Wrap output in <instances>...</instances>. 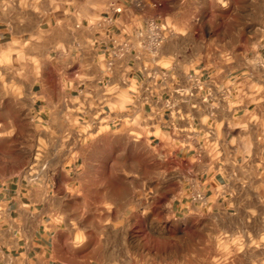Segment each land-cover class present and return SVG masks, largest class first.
I'll return each mask as SVG.
<instances>
[{
	"label": "crops",
	"instance_id": "obj_1",
	"mask_svg": "<svg viewBox=\"0 0 264 264\" xmlns=\"http://www.w3.org/2000/svg\"><path fill=\"white\" fill-rule=\"evenodd\" d=\"M0 62V141L52 122L65 188L118 207L74 225L45 168L0 177V264H264V0H0Z\"/></svg>",
	"mask_w": 264,
	"mask_h": 264
},
{
	"label": "rangeland",
	"instance_id": "obj_2",
	"mask_svg": "<svg viewBox=\"0 0 264 264\" xmlns=\"http://www.w3.org/2000/svg\"><path fill=\"white\" fill-rule=\"evenodd\" d=\"M207 51L210 50V46L205 47ZM212 47L211 49H213ZM6 62H0V66L5 68ZM22 62H18V67ZM23 114V111H19ZM16 125L12 127V139L7 141H0V177L4 180L15 181L19 179L23 174H26V169L29 166L45 168V172L36 173L30 175V180L38 182L40 180H47L53 183V191L55 194L53 201L44 207V210L49 214H60L69 218L71 216H79L81 221L74 223V225H85V217L88 215L90 219L92 217L101 219L108 215H117L118 207L110 199L104 197L103 190H91V189H74L69 190L65 188V184L69 182V178L63 173L59 172V163H57L54 157L53 141V123L45 126L46 140L40 141H24L23 136L29 133L27 126L21 124L20 119H16ZM67 126V132H68ZM83 181L85 182L86 175H83ZM110 200V201H109ZM111 202V203H110ZM85 228V227H83ZM91 231L88 232L89 238H86V233L83 231L81 234L83 239V246L92 244L95 241H101V238L95 239L91 237ZM81 240V239H80Z\"/></svg>",
	"mask_w": 264,
	"mask_h": 264
},
{
	"label": "built area",
	"instance_id": "obj_3",
	"mask_svg": "<svg viewBox=\"0 0 264 264\" xmlns=\"http://www.w3.org/2000/svg\"><path fill=\"white\" fill-rule=\"evenodd\" d=\"M131 4L140 8L143 6L144 0H128ZM121 12L120 8H114L113 13L119 14ZM166 29L160 20L149 19L147 21L144 29L135 32L133 35L138 41V48L147 53L150 56L155 55V53L160 49L162 44L166 39ZM195 87L198 84L195 79L189 80ZM193 201L204 203L205 197L203 193H195L191 196Z\"/></svg>",
	"mask_w": 264,
	"mask_h": 264
}]
</instances>
